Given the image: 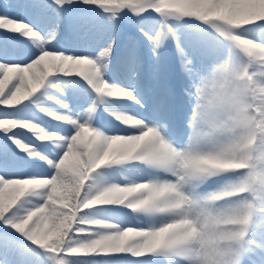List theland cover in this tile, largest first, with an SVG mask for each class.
Instances as JSON below:
<instances>
[{
  "label": "snow or ice",
  "instance_id": "obj_1",
  "mask_svg": "<svg viewBox=\"0 0 264 264\" xmlns=\"http://www.w3.org/2000/svg\"><path fill=\"white\" fill-rule=\"evenodd\" d=\"M237 62L264 68V0H0V264H171L198 195H245L199 102Z\"/></svg>",
  "mask_w": 264,
  "mask_h": 264
},
{
  "label": "clouds",
  "instance_id": "obj_2",
  "mask_svg": "<svg viewBox=\"0 0 264 264\" xmlns=\"http://www.w3.org/2000/svg\"><path fill=\"white\" fill-rule=\"evenodd\" d=\"M251 68L250 62L229 66L217 87L207 88L199 97L202 107L225 126L226 137L245 157L244 179L233 190L245 195L233 202H222L219 195H198L190 209L198 223L196 233L173 254L171 264H243L248 234L258 222V197H264V183L249 175L264 174V163L254 161L264 145V94L258 91L264 86V68L255 72ZM248 162L257 167H248ZM186 185L191 187V182Z\"/></svg>",
  "mask_w": 264,
  "mask_h": 264
}]
</instances>
